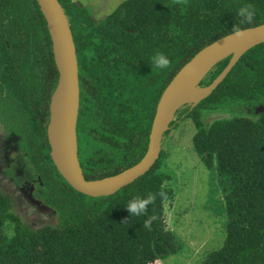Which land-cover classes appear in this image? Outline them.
Masks as SVG:
<instances>
[{
    "label": "trees",
    "instance_id": "16d2710c",
    "mask_svg": "<svg viewBox=\"0 0 264 264\" xmlns=\"http://www.w3.org/2000/svg\"><path fill=\"white\" fill-rule=\"evenodd\" d=\"M58 1L76 48L78 159L86 180L114 176L143 158L161 94L200 50L236 26L264 24V0H123L99 22L81 3ZM247 4L255 9L254 21L239 24L238 10ZM157 52L169 58L166 69L152 64ZM229 59L215 64L199 86L210 85ZM57 81L36 0H0L5 172L56 215L54 225L34 228L0 191V264H157L175 254L179 241L170 225L176 191L160 171L161 150L144 175L110 196L83 195L58 173L47 138ZM205 112L230 117L207 123ZM176 116L193 122L194 150L215 169L227 218L223 245L201 264H264V43L248 50L207 98ZM149 194L154 199L145 214L130 215L128 203ZM150 217L148 229L143 225Z\"/></svg>",
    "mask_w": 264,
    "mask_h": 264
},
{
    "label": "water",
    "instance_id": "95a60500",
    "mask_svg": "<svg viewBox=\"0 0 264 264\" xmlns=\"http://www.w3.org/2000/svg\"><path fill=\"white\" fill-rule=\"evenodd\" d=\"M46 21L52 43L54 63L58 72L57 86L50 101V118L47 138L50 157L62 178L77 192L89 197L110 196L144 175L156 162L161 150V141L169 130L178 110L185 106L194 108L207 98L223 81L239 59L251 48L264 43V24L243 29L237 36L228 34L200 50L173 77L164 89L156 106L148 147L143 158L134 166L110 177L86 180L78 159L77 119L79 110V76L76 48L67 15L58 0H36ZM219 55V56H217ZM214 63L200 77L197 93L181 94V87L190 74L201 68L212 57ZM230 56L222 72L205 87L199 82L218 62Z\"/></svg>",
    "mask_w": 264,
    "mask_h": 264
},
{
    "label": "rangeland",
    "instance_id": "374dc122",
    "mask_svg": "<svg viewBox=\"0 0 264 264\" xmlns=\"http://www.w3.org/2000/svg\"><path fill=\"white\" fill-rule=\"evenodd\" d=\"M73 1L86 7L93 19L99 22L123 0ZM200 77L191 88L197 89ZM204 116L205 122L210 123L229 118L230 114L205 112ZM178 117H175L161 141L160 171L169 175L176 191L170 228L179 241V249L157 264H201L207 254L223 245L227 218L215 169H208L194 150L192 137L195 126L190 119ZM6 169L5 135L0 125V191L12 197V212L23 223L34 228L45 224L54 225L55 213L35 199L30 191L20 188L16 180L5 172ZM31 187L30 184L28 188ZM4 234L8 237L12 235L8 223Z\"/></svg>",
    "mask_w": 264,
    "mask_h": 264
},
{
    "label": "clouds",
    "instance_id": "9594fccd",
    "mask_svg": "<svg viewBox=\"0 0 264 264\" xmlns=\"http://www.w3.org/2000/svg\"><path fill=\"white\" fill-rule=\"evenodd\" d=\"M238 16L240 17L239 24H245V23H252L255 18V9L251 4H247L245 6H242L238 10ZM233 32L235 35L240 36L243 34V31L239 26H236L233 28ZM151 62L154 65V67L158 70L166 69L169 64L170 60L169 58L162 52H157L155 55L151 57ZM154 199V196L149 194L146 198H136L132 201H130L127 205V209L130 212V215H144L146 212L147 205L151 203ZM153 217H150L145 220L144 227L150 229L151 222Z\"/></svg>",
    "mask_w": 264,
    "mask_h": 264
},
{
    "label": "bare ground",
    "instance_id": "6f19581e",
    "mask_svg": "<svg viewBox=\"0 0 264 264\" xmlns=\"http://www.w3.org/2000/svg\"><path fill=\"white\" fill-rule=\"evenodd\" d=\"M219 56V55H217ZM214 56L210 60H208L204 65L198 67L195 71H193L190 74V77L188 78L187 82L181 87V94L183 96H189L197 93V89L191 88V85L197 80L200 76H202L208 69L209 67L214 63V61L217 59ZM196 85V84H195Z\"/></svg>",
    "mask_w": 264,
    "mask_h": 264
},
{
    "label": "flooded vegetation",
    "instance_id": "af4514ba",
    "mask_svg": "<svg viewBox=\"0 0 264 264\" xmlns=\"http://www.w3.org/2000/svg\"><path fill=\"white\" fill-rule=\"evenodd\" d=\"M160 99V98H159ZM159 101V100H158ZM79 105H80V87H79ZM78 112H79V110H78ZM154 119V118H153ZM78 120V119H77ZM153 122V121H152ZM77 129V128H76ZM25 182H27V181H25ZM28 183V182H27ZM23 189V188H22ZM24 190V189H23Z\"/></svg>",
    "mask_w": 264,
    "mask_h": 264
}]
</instances>
